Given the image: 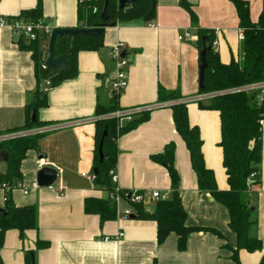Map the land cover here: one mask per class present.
<instances>
[{
	"label": "crops",
	"instance_id": "obj_1",
	"mask_svg": "<svg viewBox=\"0 0 264 264\" xmlns=\"http://www.w3.org/2000/svg\"><path fill=\"white\" fill-rule=\"evenodd\" d=\"M252 22L258 20L262 0H245ZM37 0H0V19L16 16L21 10L33 8ZM79 0H42V20L53 28H75L78 23ZM197 16L192 25L189 13L180 0H156L152 22L134 19L119 22L103 30V47L98 51H80L77 74L50 88L47 105L35 113L39 125L85 120L81 124L38 135L37 148L28 150L20 163V183L28 192L13 187L9 194L16 206L35 205L37 230L18 232L9 229L4 235L0 258L3 264H26L25 254L33 256L34 264H235L231 258L235 236L228 227V213L207 192L197 188L189 153L176 132L169 106H160L158 88L178 92L181 97L198 94L199 49L198 30L212 33L217 29V51L222 63L241 60L242 30L230 0H187ZM186 31L193 36L181 39ZM18 36L8 27L0 26V132L19 128L26 123V105L39 87L30 53L21 50ZM118 42L125 44L127 87L117 95L120 109L151 108L148 118L117 139V182L120 190L143 193L144 208L152 211L154 191L168 193L167 170L151 160L153 154L174 142V166L180 178V198L186 211V225L212 228L189 234L186 248L177 249L176 235L171 233L163 243L156 241V224L150 220L124 218L99 223L96 214L84 212L87 197L105 198V190L95 186L93 154L95 113L97 104L108 105L112 91L110 80L114 65L108 52ZM206 103V102H202ZM188 119L198 127L206 166L213 170L218 189H227L219 147L220 123L217 111L202 109L196 102L187 104ZM32 114V113H31ZM127 119L121 120L120 123ZM260 183L249 192L255 210L256 235L262 243L260 251L240 250L241 264H258L264 253V120ZM2 152V151H1ZM45 158L55 168L57 178L50 187L31 188L36 182V160ZM7 169L0 159V172ZM5 191L0 188V207ZM124 209L129 206L123 202ZM120 212L122 210H119ZM122 236H118V234ZM49 244L36 248V240Z\"/></svg>",
	"mask_w": 264,
	"mask_h": 264
},
{
	"label": "trees",
	"instance_id": "obj_2",
	"mask_svg": "<svg viewBox=\"0 0 264 264\" xmlns=\"http://www.w3.org/2000/svg\"><path fill=\"white\" fill-rule=\"evenodd\" d=\"M105 0H79L77 7L78 23L75 28H90L93 26H114L119 22L142 19L151 9L150 0H134L123 8L118 7L117 0H106L105 15L102 19L100 13ZM238 18V27L242 30L241 60L231 59L222 63L217 51L213 48L205 54L206 68L203 77V87L199 93L220 91L232 87L258 82L264 79V0L258 20L252 22L249 16V4L245 0H230ZM180 5L189 13L192 25L197 24V16L187 0H180ZM12 18H21L26 21L37 22L42 19V0H37L36 5L24 9ZM211 43L214 39L207 30H198L197 46L202 49V39ZM17 44L21 50L28 51L34 62L37 80L48 78L51 86L55 87L61 81L72 78L77 74V55L80 51H98L103 47V32L97 36L76 34L71 38L58 39L54 45V55L58 57L68 54L69 64L66 70L51 74L42 67L43 53L37 41L26 42L22 37ZM258 92H235L218 94L206 103L197 102L200 108L218 112L220 123L219 147L222 151V167L226 176L227 189L220 190L216 185L213 170L209 169L204 161L202 152V139L197 126L191 125L188 119L187 104L172 103V120L176 132L182 138L189 153L190 164L196 176L197 188L207 192L212 199L224 206L228 213V227L235 236L231 258L235 264H241L238 252L260 251L262 243L256 235V219L253 217L255 210L249 200V192L254 185L260 183V163L262 158V128L259 123L264 120V96L258 101ZM117 94L112 92L108 105L97 104V116L108 111L122 110L117 105ZM181 96L175 91H166L158 88V102L173 101ZM47 105L46 94L39 87L34 92L33 100L26 105V123L19 127L8 129L18 130L39 125L37 117L32 121L31 113ZM150 110L135 113L129 120L120 123L116 117L102 118L95 121V138L93 168L97 169L93 182L95 186L107 193L105 198L87 197L84 199V212L96 214L99 223L116 218V204L112 196L117 194L121 202H125L134 219L150 220L156 224V241L164 242L171 233L176 235L177 249L186 248L187 238L196 231H209L222 236L212 228H202L186 225L187 214L180 198V178L174 166V142L164 145L163 150L153 154V162L166 168L170 179V191L167 199L156 200L152 211H147L143 203H133L124 190L115 192V184L111 181L109 172L117 164V139L124 133L134 129L139 123L145 121ZM124 120V119H123ZM7 130V131H8ZM106 134L102 137L103 131ZM6 131V130H5ZM39 136L16 138L0 143V152L7 153V169L0 172V186L6 183L9 186L21 181L20 163L25 158L26 152L37 148ZM102 140V160L99 161L98 146ZM10 191V190H9ZM9 191L5 192V200L0 207V248L7 230L14 229L20 239L27 230H37L36 206H16L11 200ZM45 240L37 239L36 248L44 249L48 246ZM25 263L34 264L32 254H25ZM0 264L2 260L0 258ZM152 264H156L155 261ZM258 264H264V253Z\"/></svg>",
	"mask_w": 264,
	"mask_h": 264
},
{
	"label": "built area",
	"instance_id": "obj_3",
	"mask_svg": "<svg viewBox=\"0 0 264 264\" xmlns=\"http://www.w3.org/2000/svg\"><path fill=\"white\" fill-rule=\"evenodd\" d=\"M0 26L1 27H8L12 32H14L19 38L22 37L26 42L31 41H37L39 45V49L43 53L42 56V67H43V61L46 56V49H47V43L50 36V33L53 29V27L46 24L42 19H39L37 22H31L26 21L21 18H1L0 19ZM212 34L214 36L213 41L211 42V46L213 49L216 48L217 42H216V35L218 34V30L215 29L212 31ZM190 39L192 40L193 36L190 34L189 31H186L183 36H179L178 39ZM240 39H242V35L240 34ZM125 44L123 42H118L110 47L108 56L110 61L114 65V74L112 79L110 80V89L115 94L120 93L121 91L125 90L127 87L128 81H127V68L129 66V61L125 57ZM44 68V67H43ZM50 88H52L50 80L48 78H41L39 82V89L42 93H46ZM235 92H258L256 98L258 101H261L264 96V79L258 82L245 84L238 87H232L220 91H211V92H202L198 93L193 96L189 97H180L173 101H166L159 103L160 106H169L172 103H184L188 104L191 102H207L214 96L218 94L223 93H235ZM151 108H131V109H125V110H117L112 114V117H116L118 120L127 119L129 120L135 113L143 111V110H150ZM82 122H85V120L80 121H72L67 123H55V124H46L41 126H35L31 128H24V129H18V130H6L0 132V143L6 142L9 140H13L16 138H23V137H30V136H38L44 133L52 132L55 130H59L62 128L70 127L76 124H81ZM263 120H260L259 123L261 124ZM48 163L46 162L45 158L40 157L36 160V168L37 170L41 169L44 166H47ZM58 173V171H57ZM111 176V181L115 184V192H117L119 189L116 186L117 182V173L115 169H112L109 172ZM91 178H94V175H91ZM13 187L21 188L24 193L28 192V188H24L19 182L9 186L6 183H2L0 188L3 189L5 192L9 191ZM37 183L33 182L31 188H37ZM128 193V198L133 203H144L145 196L143 193L137 192L135 190H131ZM169 196L168 193H160L157 191H154L151 193V198L155 200L159 199H167ZM114 199V202L116 204V215L121 214L122 217L127 218L131 215L130 208H125L123 211H119L118 206L121 202L120 197L115 194L112 196ZM118 236H122V234H118Z\"/></svg>",
	"mask_w": 264,
	"mask_h": 264
},
{
	"label": "water",
	"instance_id": "obj_4",
	"mask_svg": "<svg viewBox=\"0 0 264 264\" xmlns=\"http://www.w3.org/2000/svg\"><path fill=\"white\" fill-rule=\"evenodd\" d=\"M134 0H117L118 7L123 8L126 4L133 2ZM151 1V9L150 11L142 18L144 22H152L155 18V5L156 0H150ZM107 1H104L103 9L100 13V17L102 19H107L105 15V9H106ZM104 26H93L90 28H53L49 39L47 43V49H46V56L43 61V67L48 70L51 74L57 73L62 70H66L68 68L69 64V58L68 54H62L58 57H55L54 55V45L55 42L58 39L63 38H71L75 36L76 34H82V35H92L97 36L101 34L104 30ZM205 38L202 39V49L199 52V78H198V85L199 88L203 87V77H204V71L206 68V61H205V54L207 50H211L212 46L211 43H205ZM32 121L35 120V111H32L31 114ZM106 134V131L104 130L102 133V137ZM102 140L99 143L98 146V153H99V161L102 160ZM41 157V156H40ZM0 159L3 162H7V153L6 151L0 152ZM93 174H97V169H93ZM57 178V170L55 168L44 166L41 169L37 170L36 173V183L38 187H50L53 185ZM129 218L133 219L134 216L131 214Z\"/></svg>",
	"mask_w": 264,
	"mask_h": 264
},
{
	"label": "rangeland",
	"instance_id": "obj_5",
	"mask_svg": "<svg viewBox=\"0 0 264 264\" xmlns=\"http://www.w3.org/2000/svg\"><path fill=\"white\" fill-rule=\"evenodd\" d=\"M115 111H108V112H106V113H103V114H101V115H99L98 117L100 118V119H102V118H109V117H112V114L114 113ZM105 197H107V193H106V191H105ZM118 209L119 210H124V205H123V202H120L119 203V206H118Z\"/></svg>",
	"mask_w": 264,
	"mask_h": 264
}]
</instances>
